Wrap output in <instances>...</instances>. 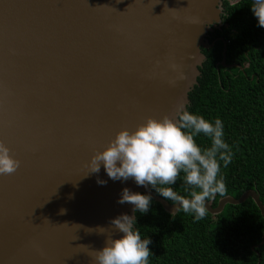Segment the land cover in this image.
I'll return each mask as SVG.
<instances>
[{"label": "water", "instance_id": "obj_1", "mask_svg": "<svg viewBox=\"0 0 264 264\" xmlns=\"http://www.w3.org/2000/svg\"><path fill=\"white\" fill-rule=\"evenodd\" d=\"M223 1L239 0H0V141L21 162L0 176V264H94L91 250L123 235L110 221L135 215L117 203L125 188L179 212L86 165L119 131L186 110ZM249 198L264 219L253 190L207 213Z\"/></svg>", "mask_w": 264, "mask_h": 264}, {"label": "trees", "instance_id": "obj_2", "mask_svg": "<svg viewBox=\"0 0 264 264\" xmlns=\"http://www.w3.org/2000/svg\"><path fill=\"white\" fill-rule=\"evenodd\" d=\"M253 3L223 1L222 25L208 35L213 45L201 49L205 61L186 110L213 123L217 118L223 122V139L233 153L227 167L221 162L225 196L238 199L253 190L264 206V28L258 26ZM224 45L226 67L221 65ZM196 141L202 148L210 146L203 134ZM170 186L190 198L183 174ZM225 196L217 194L206 201L216 207ZM133 227L142 239L151 240L149 264H257V253L264 264V243L256 247L262 241L264 219L250 198L226 205L217 216L207 213L199 221L183 210L167 214L152 200L146 214L135 212Z\"/></svg>", "mask_w": 264, "mask_h": 264}, {"label": "clouds", "instance_id": "obj_3", "mask_svg": "<svg viewBox=\"0 0 264 264\" xmlns=\"http://www.w3.org/2000/svg\"><path fill=\"white\" fill-rule=\"evenodd\" d=\"M251 10L258 19V26L264 28V0H254ZM174 115L178 118L167 115L162 119L149 117L134 131L127 128L119 131L103 151H97L92 156L86 166L90 173H99L103 165L113 181L132 179L138 186H151L158 194L178 205L173 213L183 210L194 214L195 220L199 221L207 215L206 200L215 198L217 194L226 195L221 162L227 167L233 153L223 139L221 119L217 118L213 123L182 107L174 109ZM200 134L209 138V147L202 148L197 143L196 137ZM20 163L0 141V176L15 173ZM181 174L187 186L185 191L190 189V198L178 194L170 186L176 184ZM98 183L106 182L98 180ZM151 201L150 195L125 188L117 203H129L133 205L134 213L146 214ZM65 212L61 209V214ZM44 222L51 223L47 218ZM134 222L135 215L127 214L110 221L114 229L123 235L114 238L109 234L102 249L91 250L89 255L94 264H149L151 240L141 238L139 231L134 230ZM103 231L101 228L100 233Z\"/></svg>", "mask_w": 264, "mask_h": 264}, {"label": "flooded vegetation", "instance_id": "obj_4", "mask_svg": "<svg viewBox=\"0 0 264 264\" xmlns=\"http://www.w3.org/2000/svg\"><path fill=\"white\" fill-rule=\"evenodd\" d=\"M221 25H222V22H221ZM221 27V26H220Z\"/></svg>", "mask_w": 264, "mask_h": 264}]
</instances>
